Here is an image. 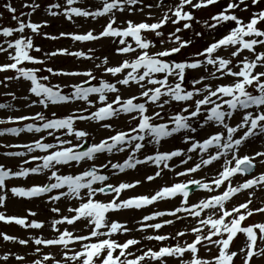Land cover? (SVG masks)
Returning a JSON list of instances; mask_svg holds the SVG:
<instances>
[{"label": "snow or ice", "instance_id": "1", "mask_svg": "<svg viewBox=\"0 0 264 264\" xmlns=\"http://www.w3.org/2000/svg\"><path fill=\"white\" fill-rule=\"evenodd\" d=\"M77 0H63L61 3H50L46 7V12L52 17L62 15L71 21L73 17H84L96 19L107 16V23L102 26V30L94 33L88 30L84 33L61 32L59 37L44 33L46 39H58L69 37L74 41H98L102 38H118L115 48L117 55H133V59H124L114 66L109 65L107 56L103 57L101 63L96 64L97 70L117 78L115 83L101 79L98 86L84 87L90 80L96 77L91 69L87 71H64L54 70L51 67L43 69L54 76L87 77L82 83L72 85L73 91L64 94L59 85H50L45 82L48 76H41L40 68L25 67L24 62L30 64H44L45 61L31 54L32 51L41 52L42 49L35 46L32 36H25V30H30L32 34L40 35V29L47 27V21L33 22L30 17L35 13L40 5L33 0L26 3L24 8L31 11H21L17 15V8L10 2L3 4V8L11 14L15 27L0 26V54H5L6 62L0 63V73L13 71L15 75L5 76L0 80V84L7 87L8 81L23 79L30 82L28 92L37 99L31 102L32 106L39 104L44 108L51 105L67 104L75 100H83L91 105L90 94H98V100L102 106L88 115L72 114L58 117L55 112L51 118L43 113L37 112L33 116H11L6 120H0V124L16 123L22 121H40L37 123H25L23 127H5L0 129V135H18L21 132H36L42 130L52 136L56 130H67L69 134L75 135L78 143L72 145L67 140L56 137V143L44 142V137L24 145H7L6 147L22 148L26 151H7L5 156L24 157L36 150L45 152V155H29L23 160L22 166L17 171L0 165V206L6 200V192L10 191L13 196L32 198L49 194L48 199L58 201L62 197L67 199L75 198L79 201L78 206L68 209L71 215H61L59 219L51 221V228L57 234L53 238L32 237L29 239H19L15 236L0 232V237L4 241L17 242L20 245H28L30 242L36 245L34 249L35 259L30 264H166L169 257L179 260V264H235L234 257L237 252L231 251L230 245L237 234L246 237L244 245L240 247L239 254L242 257V264H252L254 259H264V222L245 224L243 222L255 214L264 215V206L252 208V191H249V198L231 209L226 207L227 201L236 194L244 190L264 189V172L250 179H245L242 183L233 186L231 181L236 174H250L255 167L254 161L259 159L264 164V151H256L253 155L239 154L241 146L250 138L257 135L264 136V30L259 25L264 24V8L251 13L250 18L245 22L236 11H249V0H227L209 20L203 22L204 26L215 30L220 25H233L229 27L226 34L219 39H213L207 43L202 50L192 54V57L177 61L172 59L179 54L182 49L194 43V38L201 37V31L193 29V22L201 23L193 14L195 11L207 9L210 6H217L220 0H173L167 4L165 0H156L155 4H146L143 0H101V6L94 10L75 6ZM250 4L258 6L260 0H250ZM140 6L135 8L133 6ZM155 7L162 9V15L153 23L145 21L134 22L125 20L117 25L115 12L134 11L144 12L149 9L148 18L152 19L151 9ZM187 9V10H186ZM24 17H29L25 20ZM168 23L176 26L174 32H169L167 38L161 29ZM182 24V27L180 26ZM183 30H192L193 38L182 39L178 33ZM151 32L155 37L160 38L161 49L155 52L151 49L156 47V43L142 33ZM18 34V35H17ZM125 38H131L127 40ZM166 43L175 46L163 47ZM259 46L261 51H257ZM223 49L227 56L221 55ZM251 54L252 58L245 56L240 59L244 51ZM91 51V50H89ZM45 56L54 57L56 55H66L84 57V52H69L67 49L59 48L53 52L44 53ZM95 59L92 56L86 57ZM236 61L233 63V61ZM208 66H211L209 69ZM204 69V74L199 78L190 81V89L184 87L187 70ZM159 74V76L157 75ZM173 78L174 83H169ZM228 83H215L222 79H229ZM135 85L138 88V95H129L122 98L120 87L131 89ZM253 89L250 91L249 89ZM115 94V98L108 101L107 94ZM15 100L14 93H7ZM27 100L28 97H23ZM171 102L183 103V107L178 112L170 114L166 107ZM154 105L156 109L149 114L148 105ZM13 106L7 103H0V109L11 110ZM238 110H244L241 120L235 127L228 121ZM86 111V110H82ZM122 114L128 116V129L114 131L101 139L97 143L88 145L83 150H79V141L88 137L89 133L84 130H76L74 122L77 120H95L98 122L111 118L120 117ZM201 117L203 120L201 121ZM133 122L134 125H133ZM212 124L219 128L218 131L207 134L202 140L196 139L195 134L199 129ZM101 127L109 129L112 126L102 123ZM242 130V134H237ZM184 132L183 142L190 144L187 153L198 150L202 155L198 161H194L191 167L184 171L176 172L177 176L195 174L198 171L211 166L214 162L223 161L217 174L210 180L192 179L187 182L173 183L170 186L160 187L152 195H137L127 199H120L121 192L126 189L136 187L141 183L135 180L131 183L120 182L117 185L107 183L109 177L100 174L98 169L111 168L124 172L126 169H133L138 165L154 164L157 170L154 175H147L145 180L153 181L162 175L163 169L172 170L169 162L173 158L182 157L186 153L182 149L159 150L161 142L165 138L174 134ZM67 145V146H66ZM146 146L155 147L152 154H145L143 158H138L137 153L145 149ZM128 151V156L122 163H107L97 165L95 160L98 154ZM192 156L187 159L181 158L180 164H188ZM30 161H42L35 167H24ZM92 162L87 168L76 175H61L56 166L70 165ZM44 170H51L48 182L42 185L34 184L31 187H11L8 188L6 181L13 177H27L29 174H39ZM96 182L100 186L94 187ZM227 183L226 187H223ZM195 185L197 190H206L209 193L217 189L223 190L219 194L210 195L206 199H200L197 203H189V185ZM66 188V191L64 190ZM56 190L55 195H51ZM85 190V191H81ZM112 193V199L107 202L96 199L98 194ZM177 195L183 197L180 206L173 210L164 212L157 211L151 215H145L140 223L139 231L145 229L159 230L165 225H173V219H165L162 222H153L156 217L170 216L176 221L192 217L196 220V225L191 226L189 231L193 239L184 243L179 242V238L186 235V231H176L175 235H148L144 239L149 241H166L176 239L178 242L161 246L158 249L147 248L140 250L134 255L130 248L139 245L140 240L135 238L118 242L113 239V235L123 232L128 233L130 229L116 220L109 221L106 213L126 209H140L143 206L165 198H173ZM53 213H60V209L53 207ZM30 216L36 213L29 211ZM85 221L84 231L86 234H77L67 228L61 230L60 225H74L78 221ZM0 222H14L24 228L40 229L43 227L42 221L27 220V217L8 216L0 213ZM78 244L79 250L71 251L69 246ZM58 247L64 250L63 260H57L51 252H42L41 247ZM204 247L209 252L212 248L218 250V254L210 259L202 258L199 255L200 248ZM185 254L190 255V259L185 260ZM10 256H14L17 264H23L26 257L20 254L6 252L0 255V261L7 264Z\"/></svg>", "mask_w": 264, "mask_h": 264}, {"label": "rangeland", "instance_id": "2", "mask_svg": "<svg viewBox=\"0 0 264 264\" xmlns=\"http://www.w3.org/2000/svg\"><path fill=\"white\" fill-rule=\"evenodd\" d=\"M9 2V0H0V26H12L15 27V22L11 19V14H9L4 8L3 4ZM12 5L17 8V15L21 11H31V9L24 8L23 5L26 3H32L33 0H10ZM36 3L40 5V8L32 14L30 19L33 22H41L47 21L48 26L42 27L40 29V35L32 34L30 30H25V36H32L33 43L35 46H38L42 49L41 52L32 51L31 54L35 57L43 59L45 61L44 64H30L28 62H24L25 67H35L40 68L42 71L39 73L41 76H48L49 80L46 81V84L50 85H59L60 90L64 94H69L73 91L72 85L82 83V81L86 80L87 77L77 76V77H68V76H54L48 73L47 71H43V69L47 67H51L54 70H64V71H87L89 69L92 70L93 75L96 77L94 81L90 80L89 82L92 86H98L99 81L104 79L105 81L115 83L116 79L120 78L119 74L117 78H113L111 75L103 72V69L97 70L95 65L101 63L103 57L107 56L109 59V65L114 66L118 62L124 59H133V55H117L115 53V48L118 44V38H102L98 41H74L69 37H60L58 39H46L44 38V33H47L51 36L59 37L61 32H69V33H84L88 30H92L94 33H98L102 30V26L107 23V16L98 17L96 19L92 18H84V17H73V20L69 21L65 19L62 15H58L56 17H52L47 14L46 7L50 3H61L63 4V0H35ZM146 4H155L156 0H143ZM167 4H171L173 0H165ZM227 0H220V4L217 6H210L207 9H201L195 11L193 14L196 19L201 23L197 24L195 21L193 22V29L195 31H201L203 35L201 37L194 38V43L187 48L181 50L179 54H176L172 57L177 61L184 60L192 57V54L200 51L207 45L213 41V39H219L222 35L226 34L229 30L230 26L233 25H220L217 26L215 30L207 28L204 26L203 22L209 20V17L212 14H215L216 11L219 10L221 6L226 4ZM75 6L88 8L89 10H94L96 7L101 6V0H77V4ZM135 8H139L140 6H133ZM261 8H264V0H260V4L258 6H253L250 4L249 0V11L242 12L237 10L236 14L245 22L250 18L251 13L254 11H259ZM187 10V9H186ZM149 9L145 8L144 12L134 11L129 13L127 11L115 12L117 25L122 24L125 20H132L134 22L145 21L147 23H153L156 19H159L162 15V9H157L153 7L151 9L152 19L148 18ZM25 20L29 19V17H24ZM182 27V24L180 25ZM174 25L171 23L166 24L161 31L164 33V37L167 38V34L169 32L175 31ZM259 27L264 30V24L259 25ZM147 36L149 39H152L156 43V47L151 49V51L155 52L161 49V45L159 44V39L155 37L154 33L147 32L142 33ZM18 35V34H17ZM182 37V39H191L193 38L192 30H183L178 33ZM3 37H0V42L3 41ZM127 40H131V38H125ZM175 46L172 43H166L163 47L170 48ZM64 48L69 52H84V57H75V56H66V55H56L54 57L45 56L46 52H53L56 49ZM91 50V51H89ZM262 49L257 46V51H261ZM221 55L227 56L228 53L223 49L220 50ZM92 56L95 59H88L86 57ZM245 56L252 58L251 54L246 50L243 52L240 59H243ZM6 62L5 54H0V63ZM236 61L234 60L233 63ZM209 69L211 66H208ZM264 70V69H258ZM202 74H204V69L197 70H187L186 79L184 82V87L190 89V81L193 78H199ZM15 73L13 71L0 73V80H3L5 76H13ZM159 76V74H157ZM229 79H222L219 81H215V83H228ZM174 79L170 78L169 83H174ZM7 87L4 84H0V103L11 104L13 108L11 110L8 109H0V120H6L9 115L11 116H33L37 112L43 113L46 117L51 118L53 112L56 113L58 117H63L72 114H84L88 115L91 112H94L98 107L102 106L101 102L98 100V94H90L89 100L92 102L91 105L83 100H75L67 104H58V105H49L47 108L39 104H35L32 106L31 102L36 100L37 98L31 95L28 92V88L30 87V82L23 80L22 78L19 80L8 81ZM120 87V94L122 98H127L129 95H138L137 86L133 85L131 89H127L124 86ZM253 91V89H249ZM7 93H14L17 99L13 100L12 96L7 95ZM23 97H28L27 100L23 99ZM108 101L111 102L115 98V94L108 93L107 94ZM183 103L171 102L169 106L166 107V111L170 114L178 112L181 107H183ZM149 114L152 111L158 110L154 105L149 104ZM86 110V111H82ZM244 110H238L234 113L233 117L228 121V123L235 127L236 124L241 120ZM203 117H201V121ZM25 123H37L40 121H22L18 124L16 123H5L0 124V129L5 127H23ZM102 123H108L112 127L109 129H105L101 127ZM135 122H133L134 125ZM129 126L128 116L122 114L120 117L111 118L105 121H95V120H77L74 122V128L76 130H84L89 133L88 137L79 141L80 145L82 142L88 141L90 144L97 143L101 139L109 135H113L114 131L119 130H127ZM219 128L215 125L208 124L203 129H199L198 133L195 134L196 139L202 140L206 138L207 134L218 131ZM242 134V130L234 135ZM184 132L174 134L172 137L165 138L162 140L161 145L159 146V150H174V149H182L184 150L185 155L182 157L173 158L169 164L172 168L171 171L168 169H163L162 175L157 177L153 181L145 180L147 175H154L157 170L154 164H143L138 165L133 169H126L124 172H119L118 170H113L110 167L107 169L100 168L98 172L103 175H107L109 177L107 183L117 185L120 182H128L131 183L135 180H140L141 183L134 188L126 189L121 192L120 199H127L137 195H152L160 187L170 186L173 183L178 182H187L192 179L196 180H205L210 181L216 174L217 170L220 168V165L223 161L219 163L214 162L211 166L204 168L198 171L195 174L185 175V176H177L176 172L184 171L185 168L191 167L194 161H198L199 156L202 155L197 151L193 153H187L186 150L190 147V144H186L183 142ZM41 136L44 137V142L46 143H56V137H59L62 140L69 141L72 145L78 143L77 138L74 133L69 134L67 130H56L52 136L48 135V132L42 130L40 133L36 132H21L18 135L12 134H4L0 135V165H4L6 168H9L13 171L19 170L22 166L23 160L28 159L29 155L41 156L45 155V152H41L39 150L34 151L31 154H26L24 157H10L5 156L4 153L7 151H26L22 148L16 147H6L7 145H24L30 144L32 141L39 139ZM67 146V145H66ZM155 147L146 146L145 149L141 150V152L137 153L138 158H143L145 154H152L155 151ZM256 151H264V136L257 135L255 137H250L240 148L239 154L241 156L253 155ZM128 156V151L125 152H114V153H102L98 154L95 163L97 165L102 163H107V161L111 160L113 163H122L124 159ZM188 156H192V160L188 162V164L181 165V158L187 159ZM42 163V161H30L27 165H23L24 167H35L37 164ZM92 162H84L82 161L79 164L72 162L70 165L56 166L54 170L58 171V174L61 175H76L82 172L85 168H87ZM256 165L255 171L249 176H243L241 174H236L232 178V185L236 186L239 183H242L245 179H250L252 176H257L261 172H264V164L259 162V159L254 161ZM51 175V170H44L39 174H29L27 177H13L9 178L6 181L7 187H31L34 184L42 185L48 182V177ZM191 185V184H190ZM100 186V182H96L94 187ZM227 183L223 186L226 187ZM217 189L215 192L209 193L206 190L194 191L189 194L188 202L189 203H197L200 199H206L210 195L219 194L222 190ZM66 191V188L64 189ZM82 192L85 190H81ZM249 191H252V208H257L264 206V189H253V190H244L240 193H236L239 197V200H233L229 203H226V207L231 209L233 206H237L240 203L245 202L249 196ZM6 200L3 206H0V213H4L8 216H19V217H27V220L30 222L31 220L42 221L43 227L40 229H31L24 228L19 225H16L14 222L5 223L0 222V232L6 233L11 236H15L19 239H29L32 237H43V238H53L57 233L53 231L51 228V221L53 219H59L61 215H71L72 213L68 212L70 207L78 206L79 201L75 198L67 199L62 197L58 201H51L48 199L49 194H44L40 197H32V198H23L16 197L11 194L10 191L6 193ZM56 190H53L51 195H55ZM112 193L110 194H98L96 199L107 202L112 199ZM233 195V196H234ZM183 197L177 195L173 198H165L162 200H158L151 205L143 206L140 209H126L115 212L106 213L109 221L116 220L122 224H125L130 231L128 233H117L113 235V239H116L118 242H124L126 239L135 238L140 240L141 243L136 246H132L130 251L136 255L140 253V250H146L147 248L158 249L161 246L175 244L178 241L176 239H169L163 242L160 241H149L144 239L145 236L148 235H175V232L186 231V235L182 238H179L180 243H184L185 241L190 242L193 239L192 234L189 229L191 226L196 225V220L192 217H187L184 220L176 221L174 217L164 216V217H156L155 220L150 221L149 223H153L155 221H162L161 219H173V225H165L159 230L145 229L144 231H139L140 221L145 215H151L157 211H170L176 207L180 206L181 200ZM53 207H57L60 209V213H53L51 209ZM29 211L36 213L35 216H30ZM164 219V220H165ZM264 222V215L255 214L247 219V221L243 222L245 224L252 223H261ZM85 221L81 220L76 222L74 225L62 224L60 225V229L63 230L67 228L69 231H72L77 234H86L84 231ZM246 237L243 234H237V237L234 238L233 243L230 245L231 251H235L238 253L236 257H234L235 264H242V257L239 254V249L244 245ZM264 246V245H261ZM36 245L33 243H29L28 245H20L17 242L12 241H4L2 237H0V255H3L6 252L24 255L26 257L23 264H30L32 259H35L34 249ZM42 252H51L55 255L57 260H63V252L64 250L58 247H44L40 246ZM70 253L71 251L79 250L78 244H72L69 246ZM218 254V250L216 248H212L211 252H209L206 248L201 247L199 251V255L202 258L210 259L213 255ZM185 260L190 259L189 254H185ZM0 264H4L3 261H0ZM7 264H17L14 259V256H10ZM148 264H156V262H148ZM166 264H179V260L174 257H169L166 260ZM252 264H264V259H254Z\"/></svg>", "mask_w": 264, "mask_h": 264}, {"label": "water", "instance_id": "3", "mask_svg": "<svg viewBox=\"0 0 264 264\" xmlns=\"http://www.w3.org/2000/svg\"><path fill=\"white\" fill-rule=\"evenodd\" d=\"M88 146V142L87 143H84L79 150H83L84 148H86ZM253 170V169H252ZM196 189V186H192V187H189V191H192Z\"/></svg>", "mask_w": 264, "mask_h": 264}, {"label": "bare ground", "instance_id": "4", "mask_svg": "<svg viewBox=\"0 0 264 264\" xmlns=\"http://www.w3.org/2000/svg\"><path fill=\"white\" fill-rule=\"evenodd\" d=\"M233 200H239V197L237 195H234L230 198L229 201L225 202V203H229L230 201H233ZM165 219V218H164ZM164 219H161V220H164ZM155 222H162V221H155Z\"/></svg>", "mask_w": 264, "mask_h": 264}]
</instances>
